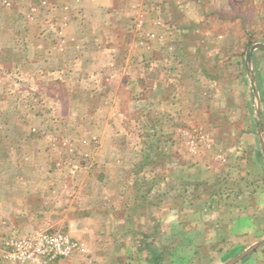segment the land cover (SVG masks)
<instances>
[{
    "label": "rangeland",
    "instance_id": "rangeland-1",
    "mask_svg": "<svg viewBox=\"0 0 264 264\" xmlns=\"http://www.w3.org/2000/svg\"><path fill=\"white\" fill-rule=\"evenodd\" d=\"M257 43L264 0H0V264H264Z\"/></svg>",
    "mask_w": 264,
    "mask_h": 264
},
{
    "label": "built area",
    "instance_id": "built-area-1",
    "mask_svg": "<svg viewBox=\"0 0 264 264\" xmlns=\"http://www.w3.org/2000/svg\"><path fill=\"white\" fill-rule=\"evenodd\" d=\"M36 240L37 241L33 243L36 245V247H34V251L44 252L42 250H47L50 248L51 251L47 252L51 254V259H54L59 255H68L76 245L73 240L63 235L49 236L43 233ZM34 251L30 253H28V251H24L21 256L31 258V254L35 253Z\"/></svg>",
    "mask_w": 264,
    "mask_h": 264
},
{
    "label": "crops",
    "instance_id": "crops-1",
    "mask_svg": "<svg viewBox=\"0 0 264 264\" xmlns=\"http://www.w3.org/2000/svg\"><path fill=\"white\" fill-rule=\"evenodd\" d=\"M103 4H105V3H103ZM103 6H105L106 8H105V11H108V5H103ZM255 55H254V53L252 54V57H254ZM254 78L255 77H253L252 78V81H251V86H252V93L253 92H255V95H259V96H262V95H264V73H263V76L261 77V79H260V76L259 77H257L256 78V80L258 81H256L255 82V80H254ZM258 92V93H257ZM259 115L261 116V117H263V115H262V112H261V108L259 109ZM257 126H258V130L260 131V141H261V143L262 144H264V136H263V132H264V120H262V118L257 122ZM245 219H247V222L246 223H244V221L245 220H242V227H243V233L245 232V233H247V232H249V229H251V223H253L254 224V222H252V221H255V219H253V220H250V217H247V218H245ZM185 222V221H184ZM244 225V226H243ZM260 229V227H258V230ZM260 231V230H259ZM264 238V236L263 235H261L259 238L261 239V238ZM262 238V239H263ZM200 252V251H199ZM195 253H196V251H191L190 253H188L187 254V256L189 255V256H195ZM188 258V257H187ZM191 258V257H190ZM149 260H151V258L149 259ZM173 260H175V262L176 261H178V259H172V261ZM186 260V259H185ZM187 261V260H186ZM133 262V261H132ZM214 262L215 261H213V264H214ZM177 263V262H176ZM186 263H188V262H186ZM212 263V262H211ZM217 264V263H216Z\"/></svg>",
    "mask_w": 264,
    "mask_h": 264
},
{
    "label": "water",
    "instance_id": "water-1",
    "mask_svg": "<svg viewBox=\"0 0 264 264\" xmlns=\"http://www.w3.org/2000/svg\"><path fill=\"white\" fill-rule=\"evenodd\" d=\"M258 47L264 49V43H257L256 45H254V46L251 47V49H250V50L248 51V53H247V58H248L249 60H251L252 53H253L254 49H256V48H258ZM240 257H241V256H240ZM240 257H238L237 259H239ZM237 259H235L234 261H236Z\"/></svg>",
    "mask_w": 264,
    "mask_h": 264
}]
</instances>
